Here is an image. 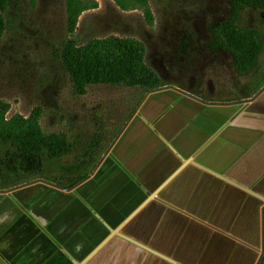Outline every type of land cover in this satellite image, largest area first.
Segmentation results:
<instances>
[{
    "label": "crops",
    "instance_id": "obj_1",
    "mask_svg": "<svg viewBox=\"0 0 264 264\" xmlns=\"http://www.w3.org/2000/svg\"><path fill=\"white\" fill-rule=\"evenodd\" d=\"M43 179L0 188V264H256L264 91L244 109L152 91L92 172Z\"/></svg>",
    "mask_w": 264,
    "mask_h": 264
},
{
    "label": "rangeland",
    "instance_id": "obj_2",
    "mask_svg": "<svg viewBox=\"0 0 264 264\" xmlns=\"http://www.w3.org/2000/svg\"><path fill=\"white\" fill-rule=\"evenodd\" d=\"M232 3L148 0L149 17L136 0H81L84 9L70 31L65 0H10L7 29L0 36V101L10 104L8 116H28L40 106L42 128L47 133H68L75 145L61 159L16 154L4 160L0 148V171L43 173L45 167L49 172L82 176L96 167L127 115L147 95L145 87L110 84L90 85L85 94H76L59 55L67 40L84 44L114 34L142 42L148 64L161 79L154 89L173 84L206 98L252 96L257 87L245 85L247 77L235 69L232 52L207 46L213 26L231 16ZM238 24L259 30L263 48L256 69H264V9L243 8ZM217 86L236 87L227 93L213 92ZM100 125L107 133L91 162L85 152Z\"/></svg>",
    "mask_w": 264,
    "mask_h": 264
},
{
    "label": "trees",
    "instance_id": "obj_3",
    "mask_svg": "<svg viewBox=\"0 0 264 264\" xmlns=\"http://www.w3.org/2000/svg\"><path fill=\"white\" fill-rule=\"evenodd\" d=\"M9 1L0 0V36L7 29L8 20L5 11ZM65 1L68 27L70 31H74L84 6L81 5V0ZM136 1L145 7L146 14L151 17L148 0ZM245 7L264 9V0H233L231 16L226 21L213 26L212 44H221L229 49L235 58L233 63L235 69L248 75L257 65L263 42L256 27L239 26L240 11ZM59 55L70 77L74 92L79 95L85 94L88 86L97 84L140 86L148 91L161 85L160 77L146 60L144 44L128 36L112 34L106 37H93L84 44L67 40L63 43ZM253 85L257 87V90L264 85V69ZM140 102L127 115L123 126ZM9 108L8 102L0 101V148H3L4 157H7L4 160H9L13 158L12 156H17L16 154L24 157L45 155L49 158L61 159L72 152L75 141L68 133H47L42 128L43 109L40 106L34 107L28 116L21 113L8 116ZM101 125L96 129L91 144L85 152L87 159L91 162L101 149L103 136L107 133V129ZM123 126L115 134L113 140ZM94 168L95 165L91 171L80 177L49 172L45 167L42 169L43 173H39V170L34 173H31V170L18 173L8 168L0 171V188H8L39 177L58 185H73L80 178L92 172ZM260 264H264V256Z\"/></svg>",
    "mask_w": 264,
    "mask_h": 264
},
{
    "label": "flooded vegetation",
    "instance_id": "obj_4",
    "mask_svg": "<svg viewBox=\"0 0 264 264\" xmlns=\"http://www.w3.org/2000/svg\"><path fill=\"white\" fill-rule=\"evenodd\" d=\"M213 35H214V32H213ZM213 38H214V36H213ZM213 38L211 39V41L210 42H208V44H207V46H208V48L209 49H211V50H218V49H220V50H225V49H227V48H225V47H223L221 44H212V40H213ZM228 51H230L229 49H227ZM231 52V51H230ZM234 61H235V58H234V55H233V59H232V63H234ZM257 66V65H256ZM262 71H263V69H256V67H255V69L253 70V72L251 73V74H248V75H246V74H244V76H246L247 77V81H246V83H245V85H251V84H253V82H255L256 80H257V78L259 77V75L262 73ZM258 75V76H257ZM236 86H231V87H226V86H217V87H215V88H213V92H224V93H227V92H229V90L231 91V89H234ZM163 88H172V89H175V90H177V91H179V92H183V91H185V92H188V93H191V94H194V95H196V96H198V97H200V98H203V99H205V100H207V101H210L208 98H206V97H204L200 92H197V93H195V92H193V91H189V90H186V89H183V88H181V87H179V86H176V85H173V84H171V85H168V86H164ZM260 89V88H259ZM258 89V90H259ZM256 92V91H255ZM248 97H250V96H248ZM243 98H245V97H235V98H230V100L229 101H233V100H235V99H238V100H240V99H243ZM263 259V258H262Z\"/></svg>",
    "mask_w": 264,
    "mask_h": 264
},
{
    "label": "water",
    "instance_id": "obj_5",
    "mask_svg": "<svg viewBox=\"0 0 264 264\" xmlns=\"http://www.w3.org/2000/svg\"><path fill=\"white\" fill-rule=\"evenodd\" d=\"M158 89H162V88L152 89V90L148 91V93H150L152 91H155V90H158ZM263 91H264V85L259 90H257L252 96L246 97V98H243V99H240V100L230 101V102H212V101H207V100H205L203 98H200V97H198V96H196L194 94H191V93H188V92H185V91H183L182 93L187 94L190 97H193V98H195V99H197V100H199L201 102H204V103H215V104H239L240 103V104H242V109H244L248 105V103L250 101L254 100ZM43 181H46L48 183H52V184L58 185L56 183H53V182L48 181V180H45V179H43ZM22 185H24V184H22ZM16 187L17 186L12 187V188H9L7 190H3V191H8V190H11V189L16 188ZM261 197L264 200V196H261ZM263 256H264V207L262 209V247H261V254H260V256H259L258 261H257L256 264H260L261 263Z\"/></svg>",
    "mask_w": 264,
    "mask_h": 264
}]
</instances>
